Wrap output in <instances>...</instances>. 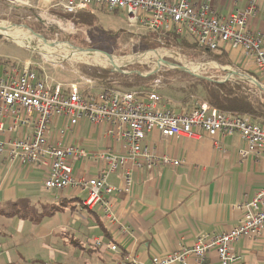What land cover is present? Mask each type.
<instances>
[{
	"label": "built area",
	"instance_id": "1",
	"mask_svg": "<svg viewBox=\"0 0 264 264\" xmlns=\"http://www.w3.org/2000/svg\"><path fill=\"white\" fill-rule=\"evenodd\" d=\"M12 1L21 4L36 2L44 15L49 10L72 17L82 11L102 10L109 14L117 11L125 14L126 26L132 33L162 31L189 37L202 49L240 51L245 65L251 66L260 81L253 80L264 88V32L251 26L261 13L259 3L263 0H247L243 9H235L232 3L227 16H220L211 0ZM46 21L54 22L47 18ZM238 71L245 74L243 70ZM230 79L247 82L241 75L225 77L218 82L225 83ZM89 84L83 86L84 92L80 83L68 85L64 93L62 84L54 83L47 76L39 77L29 61L0 65V156L27 168L46 170L41 185L47 191L74 189L85 192V198L76 203V209L84 213L101 209L109 225L117 221L110 196L120 191L109 183V176L119 173L125 184L124 192L128 193L132 179L126 169L127 162L134 163L137 170H153L161 166L175 168L181 164L179 160L159 157L146 147L142 148L146 136L154 130L164 139L237 134L244 145L238 151L241 160L264 157V123L220 113L205 102L197 103L188 112L175 114L162 108L156 92L160 84L157 79L149 89L138 91L100 88L94 92L91 91L94 85ZM56 120L64 122L63 128L58 130L59 136L72 132L82 120L93 125L106 123L108 134L124 144L126 153L104 150L89 154L76 146L53 144L50 127ZM22 125L30 126V134L22 133ZM13 133L18 136H7ZM75 160L92 161L97 167V175H75ZM237 209L241 212L240 217L229 231L201 233L191 245H182L165 256H152L146 264H241V253L233 251V244L264 236V185ZM90 244L118 253V246L113 242L94 239ZM113 264L142 263L126 255L115 259Z\"/></svg>",
	"mask_w": 264,
	"mask_h": 264
},
{
	"label": "crops",
	"instance_id": "2",
	"mask_svg": "<svg viewBox=\"0 0 264 264\" xmlns=\"http://www.w3.org/2000/svg\"><path fill=\"white\" fill-rule=\"evenodd\" d=\"M211 1L220 16H227L231 12L232 3L235 9H243L247 2ZM259 5L261 13L252 21L251 26L264 32V0L260 1ZM228 59L229 66H246L240 51H229ZM242 66L240 70L245 68ZM247 66L251 68L250 65ZM243 71H246V68ZM80 89L86 91L83 86ZM177 98L166 96L169 103L180 105ZM161 106L169 109L165 103ZM63 125V121L56 120L50 127V139L53 144L76 146L89 154L104 150L116 154L126 153L124 144L116 142L108 134L109 127L106 123L93 125L82 120L72 132L59 136L58 130L62 129ZM21 127L22 133L30 134V126ZM7 136L16 138L18 134ZM145 147L156 156H169L181 161V164L175 168L161 166L153 170H137L134 163L127 162L126 169L132 179L128 193L124 192L125 184L119 173L109 176V183L120 189L118 193L110 196V203L117 218L112 225L104 219L101 209L87 213L76 209V203L82 200L80 194L84 193L85 197V192L70 189L60 192L61 198H43L38 189L42 187L41 180L46 170L27 168L17 162H9L2 156L0 217H6L9 222L20 219L17 220L16 226L21 228L14 231L19 234L25 230L27 224L39 225L49 215L64 213L68 209L72 219L66 228L67 231L60 236L58 231L50 228L49 242L43 243L46 249H50L51 255L58 251L59 256L63 257L62 254L72 251L73 257H93L96 264H112L115 259L130 255L138 262L146 264L152 256H165L182 245H191L201 233L229 231L240 217L238 205L250 200L255 191L264 185V157L241 160L238 151L244 145L237 134L219 135L216 138L201 134L199 137L187 139H164L154 130L146 136L142 144V148ZM73 170L77 176L97 175V167L92 161L75 160ZM18 190L24 195L21 200L17 198ZM17 200L20 205L16 204ZM5 204H9V207H5ZM32 209L36 210L34 217L31 214ZM0 220V226L3 228L4 221L2 218ZM7 233L6 230H0V236L6 237L9 234ZM94 239H100L103 243H115L118 253H110L105 247H94L90 244ZM11 248L17 250L20 247ZM233 251L242 253L241 264H264V236L256 240H239L233 244ZM4 257L6 258L0 251V264H16L10 255L7 258L9 262H6ZM20 259H23V256H20ZM54 261L49 263L65 264ZM32 263L34 261L29 262Z\"/></svg>",
	"mask_w": 264,
	"mask_h": 264
},
{
	"label": "rangeland",
	"instance_id": "3",
	"mask_svg": "<svg viewBox=\"0 0 264 264\" xmlns=\"http://www.w3.org/2000/svg\"><path fill=\"white\" fill-rule=\"evenodd\" d=\"M86 12L97 15V20L91 27L76 24L74 17L69 18L63 16L57 11L49 10L44 15L36 2L21 4L12 0H0V24L10 25L15 31L22 33L26 36V40L32 43L34 47L38 46L37 43L41 42H39L40 40L38 38L33 37L28 30L42 35L46 41L55 42L59 45L62 44L61 46H70L78 49H96L111 54L113 56L112 59H126L123 63L121 62L115 65L116 67H120L119 69H113L107 66L101 67L89 61L77 60L73 56H68L70 55L68 50L64 55V53H60L58 48H52V51L50 48L48 51H40L41 53L38 49L31 50L25 48L18 42L7 39L5 36L6 32L1 26L0 59L19 63L29 61L34 65L39 77H50L64 87H68V85L74 83H80L81 86H89V82H91L94 85L91 91L98 90L99 87H110L129 91L135 90L137 87L149 89L157 79L162 82H160L159 88H156L158 95L167 93L173 97H181L185 94L190 95V93L193 97H198L196 93H193L192 87L190 86L192 79L189 77L193 76L168 65L162 64L158 66L160 59L168 63H173L177 68L188 65L196 66L198 67L196 69L197 72H195L197 74L194 75L208 77L213 82L223 81L229 75V71L242 73L238 71L242 66L240 64L226 66L223 61H213L205 53H200V51H194L192 49L168 47L142 49L139 38L148 32L139 31L132 33L126 26L124 13L119 12L117 14L105 15L99 14L98 11H93V13ZM46 18L54 22L47 23ZM63 20L70 21V23L66 25ZM57 21H60V23L57 24ZM39 46L45 45L39 44ZM46 47L49 48L47 45ZM156 51H159L158 54L144 59V55L150 54L149 52L157 53ZM81 54L85 55L84 52ZM89 56L106 57L103 54ZM242 67H245L249 71L245 73L247 76L258 82L260 81L250 67ZM245 68L241 69V71L245 70ZM103 75H107V77L102 78ZM228 83L238 86L242 92H246L257 99L262 96V101L264 102V95L252 84L234 81V79H230ZM167 105L169 107L171 104ZM38 192L44 196L43 198L46 197L49 199L51 197L54 198V196L62 197V193L55 190L47 191L43 187H40ZM84 195V193L80 194L81 199L85 198ZM23 197V192L18 190V200L23 199ZM70 198H72V195ZM19 202H16V204L20 205ZM5 207L8 208L9 204H5ZM32 212L31 214L34 217L36 210L32 209ZM3 217H0L4 221L3 228L0 226V230H6L9 234L7 233L8 235L6 237L0 236V251L6 256V258L4 257L6 262H9L7 258L10 255L16 264H29L30 261L35 262L37 260H42L46 263L55 260L56 262H63L65 264H96L93 262V257H73L72 255L74 254L72 251H70L71 253L68 251L65 255L62 254L61 256L63 257L59 256L58 251H54L55 255H51L50 249L48 247L46 249L43 246V243L48 244L49 242L50 228L58 231L60 236L67 231L66 228L70 225L72 219V214H70L68 209L64 213L56 212L49 215L39 225L35 224L31 226V224H27L25 230L19 234H16L14 231L20 230L21 227L18 226L17 228L16 226L17 220L20 219L9 222L6 217ZM68 240L65 239V241ZM12 246H19L20 248L15 250V248H11ZM77 253L79 254L80 252L77 251ZM20 256H23V259H20Z\"/></svg>",
	"mask_w": 264,
	"mask_h": 264
},
{
	"label": "trees",
	"instance_id": "4",
	"mask_svg": "<svg viewBox=\"0 0 264 264\" xmlns=\"http://www.w3.org/2000/svg\"><path fill=\"white\" fill-rule=\"evenodd\" d=\"M99 14H109L102 10H97ZM118 12H113L111 14H117ZM71 18L72 16H67ZM76 24L81 26L91 27L97 20L96 14H90L86 11H82L73 16ZM140 45L142 49H154L159 47L177 48V49H192L194 51H200V53H205L213 61H223L224 65H230L228 59V51L219 50L211 51L199 48L197 44L189 37L177 36L173 33L165 32H148L141 35ZM86 55H102L98 52H84ZM152 53V52H149ZM11 60L0 59V65L3 64H13ZM249 71L246 70L245 73ZM107 75H103L102 78H106ZM192 79L190 86L192 87L193 93H196L198 97H193L190 95L177 96L179 104H172L168 102L166 96L167 93L159 94V98L162 103L171 104L169 109L171 112L178 114L181 112H188L192 110L197 103L205 102L210 108L216 109L220 113L229 114L232 116H243L249 117L254 123H264V102L263 97L259 99L249 95L246 92H242L238 86H234L231 83H216L213 81H208L204 78L189 77ZM161 82V81H160ZM162 83V82H161ZM127 85V84H125ZM128 86V85H127ZM140 86V85H137ZM110 88V87H106ZM137 87L135 90H140ZM63 92H67V88L63 89ZM186 92V91H185ZM184 93V91H183ZM32 264H54L46 263L42 260L36 261Z\"/></svg>",
	"mask_w": 264,
	"mask_h": 264
},
{
	"label": "bare ground",
	"instance_id": "5",
	"mask_svg": "<svg viewBox=\"0 0 264 264\" xmlns=\"http://www.w3.org/2000/svg\"><path fill=\"white\" fill-rule=\"evenodd\" d=\"M0 26L5 30V32H6L5 33V36L7 37V39H9V40H11L13 42H18L20 45L24 46L25 48L31 49V50L32 49L33 50L38 49V51L40 52V51H48L50 48H51L50 49L51 51L53 49H55V48H58L60 50V53L62 52V53H64V55L67 53V50H68V53L70 55H68V54L67 55L70 56V57L73 56V57L77 58V60H82L84 62H88L89 61L90 63H92L94 65L101 66V67H104V66L112 67L113 69H119L120 67H116L115 65L118 64V63H121V62L123 63V61L126 60V59H123V60H120V59H112L113 57L108 56V55H105V54H103V55L106 56V57H102V56H94L93 57V56H89V55H86V54L84 55V54L79 53L78 50L77 49H74L73 47H70V46H68V47L67 46H61L62 44L59 45V44H57L55 42L46 41L43 38H41L38 35H36L35 33H32L30 31H28L33 37L38 38V40H40L39 42H41V43H37L38 46L34 47L32 43H30V42H28L26 40V36H24L22 33L18 32V31H15L10 25H7V24H4L3 23V24H0ZM39 44H43L45 46H39ZM46 45L49 46V48L46 47ZM85 52L92 53V52H97V51L87 50ZM152 52H154V51H152ZM156 52L157 53H150V54L144 55V59H147L149 56H154V55L158 54L159 51H156ZM79 54H80V56H78ZM159 56H161V55H159ZM128 61H130V60L128 59ZM162 64H164V65L165 64H169L170 65L171 63H168V62L160 59L158 61V66H160ZM182 67L186 71H188L190 73L197 74V73H195V72H197L196 69L198 68L196 66H190V65H188V66H182ZM227 77H233L232 71H229V75Z\"/></svg>",
	"mask_w": 264,
	"mask_h": 264
},
{
	"label": "water",
	"instance_id": "6",
	"mask_svg": "<svg viewBox=\"0 0 264 264\" xmlns=\"http://www.w3.org/2000/svg\"><path fill=\"white\" fill-rule=\"evenodd\" d=\"M28 31H30V32H32V33H35V32H33V31H31V30H28ZM35 34L38 35V36L41 37V38H44L42 35H40V34H38V33H35ZM74 49H77L79 53H83V52H85V51H87V50H91V51H97L98 53H102V54H105V55H108V56L113 57V56H112L111 54H109V53H106V52H103V51H99V50H96V49H90V48H86V49H78V48H74ZM165 65L171 66L172 68H176V69H178L179 71H182V72H184V73L191 74V75L194 76V77H197V78H204V79H206V80H208V81H212V80H211L210 78H208V77H200V76L194 75V74H192V73L186 71L183 67H182V68H177L175 65H173V63H171L170 65H169V64H165ZM113 71H116V70H113ZM232 74H233V76L241 75V76H242V79H243L244 81H247V82H249L250 84H253V85L255 86V88H256L260 93H262V94L264 95V88H263L260 84H258L257 82H255V81H254L252 78H250L249 76H247V75H245V74H243V73H237V72H233ZM216 83H221V82H218V81H217Z\"/></svg>",
	"mask_w": 264,
	"mask_h": 264
}]
</instances>
